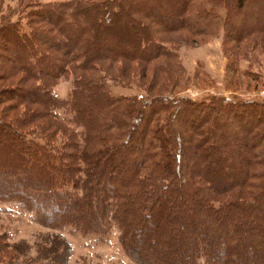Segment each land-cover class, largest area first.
Masks as SVG:
<instances>
[{"label": "trees", "instance_id": "16d2710c", "mask_svg": "<svg viewBox=\"0 0 264 264\" xmlns=\"http://www.w3.org/2000/svg\"><path fill=\"white\" fill-rule=\"evenodd\" d=\"M216 35L234 65L264 0H0V202L49 229L113 223L135 264H264V101L177 93L174 46ZM54 236L31 257L2 235L0 264H65Z\"/></svg>", "mask_w": 264, "mask_h": 264}, {"label": "rangeland", "instance_id": "374dc122", "mask_svg": "<svg viewBox=\"0 0 264 264\" xmlns=\"http://www.w3.org/2000/svg\"><path fill=\"white\" fill-rule=\"evenodd\" d=\"M37 1L44 3L53 0ZM12 2L14 0H3L4 5ZM221 41V35L190 36L188 42H178L174 46L186 79V86L177 93L192 100H205L214 95L264 101V41L254 44V47L253 43L248 42L243 56L231 66L222 51ZM70 88V75L61 77L52 87L59 98H66ZM109 88L113 94H142L135 87L110 85ZM59 113L63 115L61 111ZM57 233L68 241L71 250L65 264H135L122 250L117 238L118 230L113 223L103 235L83 233L70 225L49 229L14 204L0 202V237L8 234L9 237L3 240L8 244L26 243L31 257L35 255L37 246L45 245V240H58L54 236ZM60 248L63 249V246ZM20 251H24L21 244L16 252ZM11 256V252H8L1 260L5 263ZM198 264H205L203 258L198 260Z\"/></svg>", "mask_w": 264, "mask_h": 264}]
</instances>
